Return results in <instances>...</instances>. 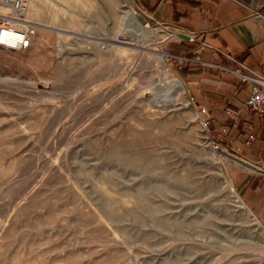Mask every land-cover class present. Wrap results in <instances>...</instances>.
<instances>
[{
  "label": "rangeland",
  "instance_id": "rangeland-1",
  "mask_svg": "<svg viewBox=\"0 0 264 264\" xmlns=\"http://www.w3.org/2000/svg\"><path fill=\"white\" fill-rule=\"evenodd\" d=\"M19 2L0 0L33 30L0 45V264H264L236 152L168 49L179 33L132 34L125 0ZM170 76L188 95L159 88Z\"/></svg>",
  "mask_w": 264,
  "mask_h": 264
},
{
  "label": "crops",
  "instance_id": "crops-1",
  "mask_svg": "<svg viewBox=\"0 0 264 264\" xmlns=\"http://www.w3.org/2000/svg\"><path fill=\"white\" fill-rule=\"evenodd\" d=\"M135 1L154 22L191 35L168 46L199 59L182 68L193 100L205 105L212 132L221 143L255 164L230 153L237 164L232 169L235 184L264 226V118L247 105L249 84L222 68L250 71V67L264 75V19L243 0Z\"/></svg>",
  "mask_w": 264,
  "mask_h": 264
},
{
  "label": "built area",
  "instance_id": "built-area-1",
  "mask_svg": "<svg viewBox=\"0 0 264 264\" xmlns=\"http://www.w3.org/2000/svg\"><path fill=\"white\" fill-rule=\"evenodd\" d=\"M4 2L7 0H3ZM11 6L17 11L20 8L19 0H9ZM137 7L143 11L146 15L148 14L140 5ZM148 16V15H147ZM157 23L163 26H169L161 21ZM178 29V28H177ZM33 32L30 26L20 27L16 25L12 20L5 16L0 15V45L12 48V49H26L31 44V33ZM173 57L177 59L182 67L187 61L199 60L193 55H180L172 54ZM245 66V65H244ZM247 67V66H246ZM222 68L228 69L236 74H238L245 83L249 84V97L247 99V105L254 109L258 118H264V75L259 74L258 72L252 70L250 67H247L250 71H245L243 69H229L222 66ZM196 106L199 109L205 111L206 107L202 103H196ZM227 113L231 116H234L233 112L229 109Z\"/></svg>",
  "mask_w": 264,
  "mask_h": 264
},
{
  "label": "bare ground",
  "instance_id": "bare-ground-1",
  "mask_svg": "<svg viewBox=\"0 0 264 264\" xmlns=\"http://www.w3.org/2000/svg\"><path fill=\"white\" fill-rule=\"evenodd\" d=\"M126 1V20L128 21V29L130 30V32L132 34H143L150 32L151 28H149V26L145 25L144 23L140 22L137 18H136V14L135 11L132 9L131 7V3L129 0H125ZM6 2V1H5ZM10 3L9 0H7V4ZM10 8V10L12 11V13H20L18 12L16 9L13 8V6L11 5H6ZM13 18H18L16 15L12 16ZM16 25L19 26V23L16 21H13ZM21 27V26H20ZM179 33V31L175 28H168L163 35L166 36H170V37H175L177 36ZM161 57L162 59L165 58L166 53L165 52H161ZM159 88H165L167 91V94L169 96H171L173 101H177L179 99L180 96L182 95H188V89L187 86L185 84V82L183 81V79L179 76H170L168 78V80L164 81V82H160L159 83ZM166 94V95H167ZM197 111V110H196ZM199 112V111H197ZM218 147V145H217ZM236 198L238 200V197L236 195ZM239 201V200H238Z\"/></svg>",
  "mask_w": 264,
  "mask_h": 264
},
{
  "label": "water",
  "instance_id": "water-1",
  "mask_svg": "<svg viewBox=\"0 0 264 264\" xmlns=\"http://www.w3.org/2000/svg\"><path fill=\"white\" fill-rule=\"evenodd\" d=\"M130 5H131V4H130ZM131 7H132V9L135 11L136 18H137L140 22L144 23L145 25L150 26L149 17H148L143 11H141L139 8H135V7H133L132 5H131ZM179 38H181V39H191L192 37H191V35H190L189 33H186V32H184V31H180V32H179ZM202 124H203V122H202ZM203 125H204V124H203ZM203 125H202V126H203ZM231 154H233V155L236 156V157H240V158L244 159L246 162L250 163L251 165H255L253 162L247 160L246 158H244V157H242V156H239V155H237V154H235V153H231ZM249 214H250V215H254V213H253L252 211H251V212L249 211Z\"/></svg>",
  "mask_w": 264,
  "mask_h": 264
},
{
  "label": "trees",
  "instance_id": "trees-1",
  "mask_svg": "<svg viewBox=\"0 0 264 264\" xmlns=\"http://www.w3.org/2000/svg\"><path fill=\"white\" fill-rule=\"evenodd\" d=\"M168 49H169V51L171 50V48L168 46ZM171 52V51H170ZM187 52H182V53H180V54H185V55H190V54H186Z\"/></svg>",
  "mask_w": 264,
  "mask_h": 264
}]
</instances>
